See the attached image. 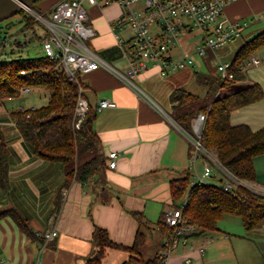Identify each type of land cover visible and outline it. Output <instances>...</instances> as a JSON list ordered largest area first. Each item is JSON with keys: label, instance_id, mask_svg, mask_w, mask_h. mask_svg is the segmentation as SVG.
Listing matches in <instances>:
<instances>
[{"label": "crops", "instance_id": "obj_1", "mask_svg": "<svg viewBox=\"0 0 264 264\" xmlns=\"http://www.w3.org/2000/svg\"><path fill=\"white\" fill-rule=\"evenodd\" d=\"M121 12V7L115 4L102 8L87 6V23L96 32L91 41L93 49L99 52L118 46V41L128 34L125 26L113 28ZM222 17L240 24L246 22L236 38L241 42L236 49L228 45L234 39L215 52L208 50L205 56L196 58V66L214 62L215 55L231 61L244 43V36L249 35L250 39L263 30L264 0H235L224 8ZM191 50L181 44L172 55L178 57ZM263 55L264 48L255 54ZM108 61L126 73L129 62L122 54ZM191 72L188 66L161 75L153 66L133 77L134 84L101 68L81 74L84 97L89 108L96 110L93 126L100 139L98 151L103 154L105 164L109 153L116 152V167L106 166L103 173L86 183L73 178L66 188L63 183L68 170L29 154L10 118L14 110L6 109L4 101L0 102V135L6 140L8 150V188H0V211L14 208L23 212L34 234L47 229L57 232L54 239L44 244L38 237L30 238L21 232L11 217L1 218L3 264H84L85 258L96 250L93 233L97 227L104 228L113 242L130 247L140 228L132 212L140 213L145 224L142 227L145 240L140 251L143 258L161 253L165 258L163 264H251V260L248 263L239 260L231 241L227 247L230 238L227 235L223 239L219 228L225 216L215 231H201L183 223L173 245H167V237L158 229L159 220L167 224L166 211L176 208L172 204L170 181L192 171L191 144L172 117L170 101L175 88L186 89ZM245 74V80L258 83L264 92V61ZM102 99L112 100L116 106L97 109ZM230 122L246 124L254 131L264 129V98L232 112ZM199 163L201 169L202 160L198 158L197 169ZM253 165L254 184L264 189V153L254 157ZM55 167L58 168L57 190L50 191L45 203L42 199L48 192L47 181ZM129 255L126 250L107 247L100 264H123Z\"/></svg>", "mask_w": 264, "mask_h": 264}, {"label": "trees", "instance_id": "obj_2", "mask_svg": "<svg viewBox=\"0 0 264 264\" xmlns=\"http://www.w3.org/2000/svg\"><path fill=\"white\" fill-rule=\"evenodd\" d=\"M55 0H38L31 7L38 12L52 4ZM21 17L22 27L19 32L34 31L36 23L32 16L22 10L17 13ZM4 40L0 38V44ZM264 47V29L245 40L231 60L232 80L218 81L199 72L197 81L213 92L209 102L191 108L199 101V95L184 87L175 88L170 94L172 110L176 113L173 119L185 130H190L192 119L199 113L205 115L202 124L200 141L202 145L215 153L217 159L232 173L243 180L254 182L256 173L253 165L254 157L264 153V129L252 130L246 124L232 125V112L260 101L264 98L262 87L253 81H247L243 66L250 56ZM104 59L111 60L122 54L119 46H113L98 52ZM21 71H24L21 74ZM220 78V76H218ZM217 83V84H215ZM237 89L224 95L214 93L222 88ZM79 87L84 88L81 74L75 72L69 77L64 71L56 68V63L43 57L29 59H4L0 61V102L19 97L22 89H42L49 93L48 101L40 107H20L10 113L22 138V144L29 154L43 160L60 164H74L65 175L63 187L71 180L86 183L106 169L105 158L98 151L100 139L94 130L96 110L88 109L79 126H75V104ZM84 158L80 163L77 160ZM8 150L6 140L0 135V188H8ZM191 173L185 172L182 177L170 181L172 204L182 207V223L192 225L201 231H215L218 222L225 215H236L241 219L247 231L254 230L264 223V195L238 186L234 194L224 191L217 184L192 185ZM139 222L132 246H123L110 240L104 228L97 227L93 233L96 250L85 258L84 264H100L107 247L126 250L130 253L123 264H163L164 256L157 253L150 258H143L141 247L145 235L142 231L144 222L142 215L132 212ZM9 216L21 232L30 238H36L27 218L14 208L0 211V219ZM142 225V226H141ZM180 226H169L163 220L158 221V229L169 242L177 238ZM259 264H264L262 261Z\"/></svg>", "mask_w": 264, "mask_h": 264}, {"label": "built area", "instance_id": "obj_3", "mask_svg": "<svg viewBox=\"0 0 264 264\" xmlns=\"http://www.w3.org/2000/svg\"><path fill=\"white\" fill-rule=\"evenodd\" d=\"M235 0H57L45 17L41 13H34L35 20L41 32L40 44L44 56L55 61L56 68L64 71L73 78L75 72L87 73L96 69H104L117 78L133 83V77L146 71L149 67H157L161 75H169L188 66H195L197 57H203L208 50L214 51L240 36L242 24L222 17L224 8ZM118 5L122 12L120 18L113 23V28L127 27L129 32L118 41L122 55L128 59V68L123 73L119 68L106 59L98 51L93 49L88 41L95 36V29L87 23V6L106 7ZM198 30L201 33L199 42L193 46L190 52H184L181 56L172 55V51L180 45L181 38ZM42 33V34H41ZM5 46V42L1 44ZM264 61V55L257 57L252 55L245 62L243 70L260 65ZM214 63L217 74L224 80H232L233 73L230 70L231 61H225L215 55ZM24 71H21L23 74ZM22 91H29L28 88ZM84 88L79 87L75 104V126H79L89 109V104L84 97ZM116 103L109 99H102L97 104V109L113 108ZM205 120L203 113L197 114L192 119V131L182 129L191 144L189 159L191 166V184L205 185L207 179L213 176L216 169L223 177L219 183L224 191L234 194L238 186H242L253 192L262 194L264 189L258 187L252 181L239 178L224 166L215 153L206 149L200 135L202 124ZM116 152H110L106 166L110 169L116 167ZM202 160L200 172L195 166L197 159ZM172 208L166 211L165 221L169 226H180L182 229V207ZM188 227L192 225L186 224ZM44 244L54 239L57 232L47 229L35 232ZM175 244V240L167 242V245ZM204 248L200 249L203 253ZM0 264L3 259L0 256Z\"/></svg>", "mask_w": 264, "mask_h": 264}, {"label": "rangeland", "instance_id": "obj_4", "mask_svg": "<svg viewBox=\"0 0 264 264\" xmlns=\"http://www.w3.org/2000/svg\"><path fill=\"white\" fill-rule=\"evenodd\" d=\"M54 3V2H53ZM53 3L47 6V11H50ZM43 10V11H46ZM26 12L33 18V22L37 24L34 13H41L45 17H49L48 12H38L37 9H27ZM22 27L21 17L18 14H15L5 20L0 21V38H2L5 42V46L0 44V61L4 59H29V58H38L44 56L43 48L40 44V35L41 32L38 25H36L34 31H29L26 33L24 37L23 33L19 32ZM42 34V33H41ZM201 37V33L198 30H193L192 33L187 36H183L181 38V43L183 47L186 49L189 47L193 48L199 42ZM248 36H244V40L249 39ZM91 40L88 41V44L91 46ZM241 39H236L232 43H229L230 49H236ZM93 48V47H92ZM264 48V47H263ZM262 49V48H261ZM260 49V50H261ZM259 50V51H260ZM228 55V53H227ZM192 72L190 75V79L188 83L185 85L186 89L194 94L199 95V101L196 105H193L191 108H196L198 105H202L210 101L213 92L208 93V87L202 83H199L196 78V74L194 72H199L203 75H207L213 78H217L218 81H221L217 74V69L215 63L212 61L207 62V64H202L201 66H191ZM217 84V83H215ZM236 87L222 88L217 90L214 94L224 95L229 91L237 89ZM49 93L42 89H31L29 91H22L19 97L13 99H7L4 101L3 105L8 110H16L20 107L24 108H32V107H40L45 105L48 101ZM176 113L173 111V114ZM85 117V116H84ZM84 119V118H83ZM80 125V124H79ZM190 131H192V126L190 127ZM90 153H87L84 157H80L77 162H81L84 158H87ZM57 166H63L66 170H70L73 168L74 164H58V163H50ZM53 165V166H54ZM198 166V171L200 172V163ZM58 169V168H57ZM56 167L54 173L47 181L48 192L42 201H47L48 194L50 191L56 189V182L58 177V171ZM215 178L207 179L206 183H220L223 181V177L219 174L216 169L212 170ZM264 192V191H263ZM264 195V193H262ZM46 203V202H45ZM19 211V210H18ZM21 214L25 215L20 211ZM42 214V212H41ZM219 228H221V234L223 239L228 235L230 240H227V247L230 246V241L233 244L234 250L239 254L238 258L243 263H248V261H252L251 264H257L264 261V224L259 226L258 228L247 231L242 225L241 219L236 215H225L223 220L219 222ZM147 234V230L144 229ZM220 234V233H219ZM256 248V249H255ZM258 252H257V251ZM257 253V254H256ZM256 254V255H255ZM257 256V257H256ZM252 257V258H251ZM253 259V260H252ZM250 263V262H249Z\"/></svg>", "mask_w": 264, "mask_h": 264}, {"label": "water", "instance_id": "obj_5", "mask_svg": "<svg viewBox=\"0 0 264 264\" xmlns=\"http://www.w3.org/2000/svg\"><path fill=\"white\" fill-rule=\"evenodd\" d=\"M38 0H0V21L30 7ZM27 32H23L24 37Z\"/></svg>", "mask_w": 264, "mask_h": 264}]
</instances>
